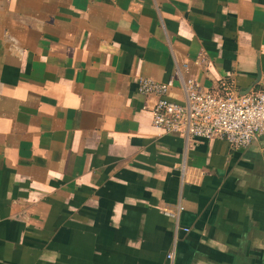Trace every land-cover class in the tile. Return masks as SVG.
<instances>
[{
    "label": "crops",
    "instance_id": "1",
    "mask_svg": "<svg viewBox=\"0 0 264 264\" xmlns=\"http://www.w3.org/2000/svg\"><path fill=\"white\" fill-rule=\"evenodd\" d=\"M140 77L264 87V0H0V264H264V135L166 133Z\"/></svg>",
    "mask_w": 264,
    "mask_h": 264
},
{
    "label": "built area",
    "instance_id": "2",
    "mask_svg": "<svg viewBox=\"0 0 264 264\" xmlns=\"http://www.w3.org/2000/svg\"><path fill=\"white\" fill-rule=\"evenodd\" d=\"M138 92L154 94L157 100L152 107L153 125L166 133H184L194 138H222L233 148H245L264 135V87L247 94L234 91L205 89L193 78L184 81L186 98L177 102L168 94L174 79L160 81L153 77H140ZM170 216L177 213L165 210ZM184 227V231H189ZM171 264L174 252L167 255Z\"/></svg>",
    "mask_w": 264,
    "mask_h": 264
}]
</instances>
